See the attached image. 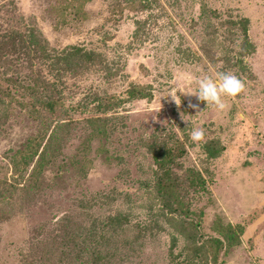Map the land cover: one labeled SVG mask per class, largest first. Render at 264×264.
I'll return each instance as SVG.
<instances>
[{
	"label": "rangeland",
	"instance_id": "1",
	"mask_svg": "<svg viewBox=\"0 0 264 264\" xmlns=\"http://www.w3.org/2000/svg\"><path fill=\"white\" fill-rule=\"evenodd\" d=\"M121 8V15H116L113 0H0V109H6L8 118L0 130V189L17 176L10 156L37 133L44 119L64 127V157L81 161L78 145L96 126L93 121L122 114L117 135L111 143H102L125 159L124 164L106 161L98 152L103 146L95 139L83 155L86 175L80 174L78 187L71 185L77 182L74 178L68 188L51 190L54 182L46 180L36 204H13V217L0 224V264H22L20 252L27 249L39 225L67 217L83 196L113 188L130 201L112 204L111 215L127 209L126 220L134 226L131 230L126 225V233L117 226L119 243L125 238L122 255H131L134 242L129 239L137 225L145 226L148 235L136 251L144 259L128 256L125 263L120 258L107 264H175L173 258L184 264H264V0H137ZM237 18L249 22L246 35L251 46L241 48L242 33L233 36L236 42L229 55L234 60L227 68L230 56L209 34ZM31 30L48 42L49 63L55 56L70 58L67 49L81 47L98 54L99 66L57 80L41 57L45 50L40 39L32 46L17 37L28 36ZM205 43L217 54L215 63L205 55ZM34 53L39 60H33ZM32 60L33 68L28 66ZM31 68L34 73L40 70L44 82L38 93L27 89L25 77ZM218 72H230L243 84L237 95L223 97L225 110L181 93H195L198 79ZM129 84L146 87L152 99L127 102ZM54 88L63 92V97L57 93L62 100L55 114L41 105L45 96L56 92ZM169 92L181 103L166 97ZM189 103L198 104V109ZM194 127L204 132L197 142L190 138ZM154 141L180 142L184 147L173 170L186 172L187 178L179 177L194 199H186L182 191L178 202L157 200L155 166L147 151ZM216 142L222 148L213 158L206 148L214 143L209 150L219 149ZM64 157L59 155L58 161ZM122 169L129 172L125 181L118 179ZM183 205L190 206V216L182 215ZM106 208L100 210L103 216L109 214ZM191 219L201 224V238L190 229ZM79 221L72 220L71 235ZM228 225L234 229L227 233ZM210 238L223 243L219 250Z\"/></svg>",
	"mask_w": 264,
	"mask_h": 264
},
{
	"label": "trees",
	"instance_id": "2",
	"mask_svg": "<svg viewBox=\"0 0 264 264\" xmlns=\"http://www.w3.org/2000/svg\"><path fill=\"white\" fill-rule=\"evenodd\" d=\"M135 1L113 0V2L116 3V10L114 12H117L116 15H121V4L130 5ZM248 23L246 19L237 18L236 20L234 19L233 22H225L224 24H226V26L221 25V27H215L214 31L209 34L213 37L214 41L218 43L221 52H223L225 56H230L229 59L225 60L227 68L231 66L234 60V57L232 58V56L229 55L232 53L229 47L236 42L233 36L242 33L244 36V43H242L244 47L241 48L247 49L248 46H251L246 35L248 32ZM22 36L26 43L28 44L30 42L32 44L29 43L28 45L32 46L35 40L37 41L40 39L45 50L43 52L44 57L43 55L41 57L43 61L48 62L47 67L51 73L55 72L54 76L57 80L60 78L63 79V76L68 73L74 76L85 74L89 72L92 66L96 67L100 64L98 54L91 50H83L81 47H70L65 53V55L67 54L70 58L55 56L49 63V61L46 60L49 58H45L49 55V51L45 48L48 46V42L46 40L42 41L40 36H37L33 30L29 32L28 36L19 34L17 37L21 38ZM9 38L17 40L15 37ZM204 45L203 50L205 55H210L214 61L213 63H215L214 59L217 57V54L215 55L211 52L212 47L210 44L208 45L205 43ZM2 50H4V47H2ZM35 55L37 54L34 53L33 60H39L40 55L39 57ZM61 55L64 56L63 54ZM33 60L28 62V66L32 68L34 63ZM32 68L29 70L31 71L30 74L25 77L26 83L28 84L27 89L32 93H38L39 90L43 91L44 82L39 74L40 70L38 73H34ZM224 69L226 70L225 67ZM65 89V86L62 87L63 92ZM55 90V93L45 96L46 98L41 102L42 108H50V112L54 114L56 113V106L60 105L61 98L63 97V95H61V93H63L62 91L59 89ZM57 93L62 97L60 96L57 99ZM125 94L127 102L152 99V94L151 92H147L146 87L141 88L140 86V88H138L136 84H129ZM8 95L10 94L8 93ZM98 105L99 107L101 106L100 104ZM5 112L6 109H0V130L8 120ZM123 119L122 114L119 116L114 113L112 116L93 121L94 123L96 122V126L90 128L89 136L78 145V154L79 158H82L81 161L76 160L78 158L76 156L70 159L64 157L62 149L67 136L62 135V132L64 133L65 130L63 131L62 128L64 127H62L60 122L49 119L41 120L37 133L28 138L21 150L15 151L10 156L12 160L11 166L17 172V176L12 181L7 182L5 187L0 189V196H2L0 200V224L7 223L13 217L15 210L13 204H36L39 198H42L41 192L46 180L54 182V186H52L51 190L58 186H60L59 188H68V186H66L67 182L74 178L77 179V182L73 181L71 185L78 187V178H81L80 174L83 173V175H86L83 155L87 152L88 145L95 141V139H99V143L103 146L102 150L98 152L107 158L106 161L109 160L111 162V160H114L117 161L118 164H124L125 159L123 154H118V152L110 153L104 148L105 143H111V138H114L119 131L117 121ZM68 121L69 119L66 120V124ZM66 134L68 133L66 132ZM102 141L105 143L103 144ZM214 143L206 148L209 156L213 158L218 156L222 148L220 142H216V145H219V149L217 147L213 151L209 150ZM84 146L86 149H82ZM147 151L149 156L151 155L153 165L155 166V169L152 170V180L155 181L154 183L157 186L155 190L157 192V200L161 204H166L168 201L178 202L180 192L182 191H184L186 199H194L192 198L193 196H191L193 194L191 191H186L185 188L183 189L186 185L182 183L179 177L187 178L186 172L184 171L179 174L178 172L174 173L173 170L178 159H182L184 156V147L180 142L170 145L166 141H154L151 147H148ZM129 152L130 151H128V153ZM124 153H127V151ZM59 155L63 156L65 161L69 160L67 162H65L64 159L58 161ZM128 159L129 158H127V160ZM177 168L181 169V166L178 167L177 165ZM128 174V170L122 169L118 179L120 181H125L127 180ZM83 198V200L76 201L75 205L78 208H75L74 211H69V214H66L67 217L64 216L60 219L66 221V223L63 222L62 225H58L60 221L58 219L56 223L38 224L37 230L33 232L31 241L28 243L29 246H27L26 250L24 249L25 251L22 250L20 252L22 264H107L111 260L120 258H124L120 259V261L125 263L124 260L127 259L128 256L144 259L145 256L142 253L138 254L136 251L138 250L137 246L141 244L142 240L147 238L148 234H146V227L143 226L142 228L138 225L136 226L129 239V241L132 240L131 242H134V246H132V250L130 251L131 255L127 254L123 256L121 248H123V240L125 238L119 243L118 239L120 238V234L118 233L119 227L117 226H121L124 233H126V225L130 226L131 230L134 226L132 225V221L126 220L127 209L117 210L114 215H111L113 208L112 204L118 203L121 199L130 201L127 199V194H122L119 190L113 188L100 194L91 195L89 198L84 196ZM126 206L124 208H127ZM105 207H107L106 209L109 211V214L103 216L100 210H103ZM96 209L99 210V212H96ZM190 213H193L190 210V206L183 205L182 215L190 216ZM77 217L81 218V221L77 224L79 228L75 230V235H71L70 227L72 226V220ZM189 225L190 229L196 230L197 236L201 238V224L195 223V221L191 219ZM230 229L232 230L234 227L228 225L226 232L228 233ZM60 232L63 236H61L62 234H60ZM152 235L157 237L158 233ZM210 242L213 243L216 251L219 250L221 244H223L220 240L213 238H210ZM175 244L176 240H173L172 246H175ZM173 259L174 261L172 262L175 264H184L182 262H177L175 258Z\"/></svg>",
	"mask_w": 264,
	"mask_h": 264
},
{
	"label": "clouds",
	"instance_id": "3",
	"mask_svg": "<svg viewBox=\"0 0 264 264\" xmlns=\"http://www.w3.org/2000/svg\"><path fill=\"white\" fill-rule=\"evenodd\" d=\"M243 89L242 82L237 76L230 72H218L215 75L205 74L197 81L195 93L190 91L181 92L182 94L195 95L198 101H203L206 105H212L217 111L226 109L223 97H233ZM166 97H170L175 104H180V97L169 92ZM188 107L198 109V104L189 103ZM204 135L203 129L194 127L190 132L192 141L197 142Z\"/></svg>",
	"mask_w": 264,
	"mask_h": 264
}]
</instances>
